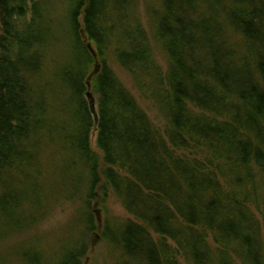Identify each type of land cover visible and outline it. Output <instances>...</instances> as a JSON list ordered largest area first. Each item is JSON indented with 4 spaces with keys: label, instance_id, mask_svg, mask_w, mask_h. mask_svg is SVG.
<instances>
[{
    "label": "trees",
    "instance_id": "1",
    "mask_svg": "<svg viewBox=\"0 0 264 264\" xmlns=\"http://www.w3.org/2000/svg\"><path fill=\"white\" fill-rule=\"evenodd\" d=\"M145 7L153 39L139 0H0V241L60 198L79 217L59 250L0 264H82L98 198L112 264H264V0Z\"/></svg>",
    "mask_w": 264,
    "mask_h": 264
},
{
    "label": "rangeland",
    "instance_id": "2",
    "mask_svg": "<svg viewBox=\"0 0 264 264\" xmlns=\"http://www.w3.org/2000/svg\"><path fill=\"white\" fill-rule=\"evenodd\" d=\"M141 4V14L143 18L144 25L151 37L152 32L150 26L148 25V17L147 11L145 7V0H139ZM64 0H52L53 7H61L63 5ZM156 54L159 63L162 65L164 69H166L165 60L158 50L159 47H156ZM113 69L121 79V81L125 84V86L131 91V93L136 98L138 104L143 108V110L147 113L152 123L161 128L164 124L163 118L160 116L158 111L153 108L152 103L144 100L141 95L138 93L132 79L123 72L119 67L113 65ZM88 87V93L91 94L90 98H87L88 103L90 104V109L95 119V123L98 122V95L93 94L90 88ZM87 93V94H88ZM96 142V131L92 134V143L95 146ZM57 202V203H56ZM56 205L54 206V202L52 204L54 209H52L48 216H46L40 224L29 232H23L20 234H15V236H9L4 239L2 242L0 241L1 251L11 252L16 246L21 245H29L37 244L40 245L41 248L46 249L47 252H52L53 250H59L61 245H64V242L67 240V234L71 232L73 228H75L78 224L79 217L77 215V204L74 200H65L58 199L56 201ZM110 210L112 216L119 217L123 220L125 219H133L117 202L114 200L110 201L109 204L106 205ZM94 215L97 218L98 222V230L91 234L87 240V254L82 260V264H112L113 260H111V253L109 249L102 239V232L104 226V213L100 207V198L95 202L93 207ZM48 248V249H47ZM182 261V260H181Z\"/></svg>",
    "mask_w": 264,
    "mask_h": 264
},
{
    "label": "water",
    "instance_id": "3",
    "mask_svg": "<svg viewBox=\"0 0 264 264\" xmlns=\"http://www.w3.org/2000/svg\"><path fill=\"white\" fill-rule=\"evenodd\" d=\"M89 49H90V51L92 52L93 56L96 57L95 51H94V49L92 48L91 45H89ZM98 71H99V65H96L95 70H94L93 74L91 75V77L89 78V81H88V86H89V88H90V81H91V79L94 77V75H95L96 73H98ZM90 97H91V94L88 93V94H87V98H90Z\"/></svg>",
    "mask_w": 264,
    "mask_h": 264
},
{
    "label": "bare ground",
    "instance_id": "4",
    "mask_svg": "<svg viewBox=\"0 0 264 264\" xmlns=\"http://www.w3.org/2000/svg\"><path fill=\"white\" fill-rule=\"evenodd\" d=\"M93 74V73H92ZM90 78V77H89Z\"/></svg>",
    "mask_w": 264,
    "mask_h": 264
}]
</instances>
